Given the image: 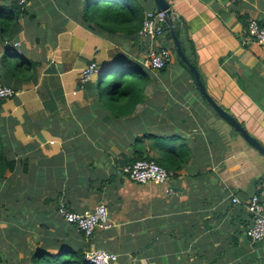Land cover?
<instances>
[{"label": "crops", "instance_id": "1", "mask_svg": "<svg viewBox=\"0 0 264 264\" xmlns=\"http://www.w3.org/2000/svg\"><path fill=\"white\" fill-rule=\"evenodd\" d=\"M90 1L27 0L0 39V84L15 90L0 99V150L14 161L0 179V264H31L37 247L71 229L55 212L59 201L81 213L105 206L110 227L67 237L116 254L110 264H264V240L243 233V204L264 183V157L213 110L176 52L150 70L145 40L86 26ZM167 1L206 95L264 149V45L243 32L247 18L264 22V0ZM21 59L29 64L19 75L12 66ZM91 61L97 72L79 88ZM105 70L136 71L145 85L131 114L112 118L98 101ZM135 138L170 172L164 183L122 173Z\"/></svg>", "mask_w": 264, "mask_h": 264}, {"label": "trees", "instance_id": "2", "mask_svg": "<svg viewBox=\"0 0 264 264\" xmlns=\"http://www.w3.org/2000/svg\"><path fill=\"white\" fill-rule=\"evenodd\" d=\"M143 1L147 2L148 0ZM150 3L151 8L147 9L143 8L137 2V0H91L83 8L81 19L86 24V26L88 25L90 27L91 25V27H95L99 31L108 34L114 33L115 27L118 25H128L129 29L125 35L129 38H133L137 36V31L140 28L145 12L153 11L155 9L151 0ZM22 6L23 5L17 3V0H12L8 4H0L1 40H6L9 36L11 26L14 24L15 19L20 13L23 12ZM172 27L174 35L180 44L178 39V29L176 28V24H174L173 21ZM163 30V40L169 41L168 51L171 58L172 53L175 54V49L172 44V39L168 28L165 25H163ZM250 43L259 45L254 42ZM181 62L183 63V61ZM26 64L29 63L24 59H21L16 62L14 66H12V70H15V72L19 73V75H22L24 73L23 67H25ZM164 67L158 70H162ZM115 71L117 74L111 80H107V76L111 71L105 70L102 72L98 77L96 85L98 101H100V103L107 109L109 115L112 118H118L131 114L134 111L137 102L141 100L143 88L145 86L136 79V71H127L124 73H121L122 71L119 72L118 70ZM139 140L140 138H135V141L133 142L135 151L130 162L135 159H151L150 157L142 154L141 146H136V143ZM155 162L159 164L158 161L155 160ZM13 167L14 161L6 160L2 156L0 150V179L5 178L12 171ZM61 221L66 225L67 229H71L61 233L62 237L58 235V237L50 240L51 244H49V246L37 247L30 254L31 264H91L83 257V252L87 245L73 244L72 241H70V239L67 237V234L70 230H76L78 236L81 238H84L83 233L73 224L67 223L62 219Z\"/></svg>", "mask_w": 264, "mask_h": 264}, {"label": "built area", "instance_id": "3", "mask_svg": "<svg viewBox=\"0 0 264 264\" xmlns=\"http://www.w3.org/2000/svg\"><path fill=\"white\" fill-rule=\"evenodd\" d=\"M26 1L17 0V3L23 5ZM226 1L236 2L239 0ZM170 19L172 20L171 13ZM163 25L166 26L163 12L154 9L145 12L137 31V36L147 42L144 62L150 70H158L170 60L168 47L162 41ZM243 32L245 41L264 45V22L255 18H247L244 22ZM96 72L97 65L94 62L86 63L81 69L78 87L83 88ZM14 94L13 88L0 84V99L11 97ZM121 171L129 180L139 184L148 182L161 184L170 176L168 170L152 159H135L123 165ZM165 192L169 193L170 188H166ZM230 201L233 204L238 203L235 195H231ZM243 207L249 216V224L243 229L244 235L252 242L264 240V183H260L246 198ZM55 212L63 221L73 224L84 236H88L95 228L106 229L111 225L103 204H96L90 211L81 213L69 210L63 201H59ZM83 257L91 264H110L115 261L116 254L94 248L85 250Z\"/></svg>", "mask_w": 264, "mask_h": 264}, {"label": "water", "instance_id": "4", "mask_svg": "<svg viewBox=\"0 0 264 264\" xmlns=\"http://www.w3.org/2000/svg\"><path fill=\"white\" fill-rule=\"evenodd\" d=\"M154 8L156 11L163 12L164 14V20L166 23V26L168 28L169 34L171 36L173 46L175 49L176 54L178 55L179 59L183 61L185 66L187 67L190 74L193 76L195 84L199 90V92L205 97V99L208 101V103L211 105L213 110L224 120H226L236 131L239 132V134L250 144L252 145L257 151H259L262 156L264 157V149L263 147L249 134L246 133V131L237 123V121L229 115L226 111H224L221 107H219L217 104H215L205 93V90L203 88V85L198 77L197 70L195 67L185 58L181 51L180 44L178 40L176 39L173 27H172V20L170 19V7L167 0H151Z\"/></svg>", "mask_w": 264, "mask_h": 264}, {"label": "rangeland", "instance_id": "5", "mask_svg": "<svg viewBox=\"0 0 264 264\" xmlns=\"http://www.w3.org/2000/svg\"><path fill=\"white\" fill-rule=\"evenodd\" d=\"M138 2L140 3H144L143 0H137ZM119 29H121V31H123V33H125L124 31H127L128 30V25H118L117 26ZM16 59V58H15ZM121 72V71H119ZM123 73V72H121ZM117 74V72L115 70L109 72L108 76H107V80H111L112 78L115 77V75Z\"/></svg>", "mask_w": 264, "mask_h": 264}]
</instances>
